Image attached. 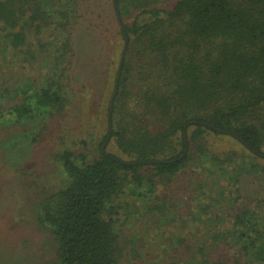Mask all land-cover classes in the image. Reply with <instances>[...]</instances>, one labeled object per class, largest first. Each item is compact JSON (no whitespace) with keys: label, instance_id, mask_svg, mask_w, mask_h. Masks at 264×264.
Wrapping results in <instances>:
<instances>
[{"label":"trees","instance_id":"trees-1","mask_svg":"<svg viewBox=\"0 0 264 264\" xmlns=\"http://www.w3.org/2000/svg\"><path fill=\"white\" fill-rule=\"evenodd\" d=\"M162 1L0 0L1 48L31 60L34 45L43 54L47 45L55 53V69L50 76L47 70L32 92L31 82L13 91L0 87V129L12 121L19 125L45 114L62 115L78 99L70 87V69L80 21L100 31L101 45L111 44L113 34L124 45L121 25L128 38L116 91L118 64L111 71L112 86H102L106 132L98 156L88 160L84 152L62 146L57 160L67 180L37 202L38 222L48 227L56 245L51 264H122L117 216L125 194L145 201L140 211L155 221L151 228L177 227L181 223L174 225L178 220L168 212L173 195L168 198L158 186L176 180L194 157L207 175L233 174L231 184L236 186L243 153L213 155L206 140L210 134L235 139L252 157L249 166L256 167L257 158L264 160V0H174L169 8L160 6ZM46 30L51 41L42 40ZM5 111L13 116L9 121ZM109 125L108 141L113 139L125 159L101 151ZM145 160L163 162L120 163ZM229 195L214 200L216 211L223 212L221 201L228 205L224 209L234 217L236 230L243 227L242 232L219 233L232 254L207 260L202 247L189 244L178 230L164 231L160 249L169 251L164 264H264V220L235 209Z\"/></svg>","mask_w":264,"mask_h":264},{"label":"rangeland","instance_id":"rangeland-1","mask_svg":"<svg viewBox=\"0 0 264 264\" xmlns=\"http://www.w3.org/2000/svg\"><path fill=\"white\" fill-rule=\"evenodd\" d=\"M173 1L163 0L160 6L169 8ZM110 35L107 32L106 36L110 38ZM100 37L99 30L89 29L84 20L80 21L75 32V56L70 69V87L78 99L66 108L64 114H53L51 117L45 114L36 117L35 121L19 125L12 121L1 126L0 260L5 264H51L55 261L54 237L47 226L38 222L36 205L39 198L63 187L67 180L57 160L62 146H69L78 153L84 152L88 160L98 156L100 140L106 132L107 95L103 93L102 86L105 83L112 86L110 75L117 67L121 50L119 36L113 34L111 44L106 46L101 45ZM51 39L49 30H46L42 40ZM46 47L48 52L43 54L36 45L32 46L33 60L20 53L17 56L7 53L0 47V87L6 86L13 91L31 82L29 87L32 92V86L38 85L44 73L49 70L50 76L55 69V53L49 50L50 46ZM12 117L5 111L4 119L9 121ZM32 136L36 139L33 140ZM112 140L108 141L105 150L125 159ZM206 140L213 155L221 156L225 151L243 153L244 168L237 176L236 186L231 184L235 178L233 174L207 175V168L201 167L194 157L193 161L184 165L176 180H171L165 187L158 186L159 192L168 193V198L173 195L168 212L179 221H175L174 225L181 224L170 228L159 224L151 228V223L155 221L149 220L150 215L140 211L145 201L129 194L123 195L117 216V228L124 247L125 260L122 264H164L169 254L167 247L166 250L160 249V244L166 241L161 233L164 231L167 234L178 230L180 237L189 239V244L196 243L202 247L207 260L225 255L230 247L221 242L219 233L244 230L242 226L236 230L238 226L234 217L227 214L230 211L224 209L228 205H224L223 201L220 202L222 207L217 206L223 212L215 210L216 197L230 194L235 209H242L258 220H264V160L257 158V166H249V163H254L252 157L232 137L210 134ZM203 206L209 208L208 213H201ZM157 226L159 229L156 230ZM233 249H237L236 246ZM159 251L166 255L158 256ZM137 256L138 259H134ZM181 264H186V261Z\"/></svg>","mask_w":264,"mask_h":264},{"label":"water","instance_id":"water-1","mask_svg":"<svg viewBox=\"0 0 264 264\" xmlns=\"http://www.w3.org/2000/svg\"><path fill=\"white\" fill-rule=\"evenodd\" d=\"M115 9L117 11V15L119 17V13H118V9L117 7L115 6ZM121 30H122V34H123V39H124V45H122L123 49H122V55L120 57V60H119V63H118V67H117V78L115 80V85H114V90L116 91V88H117V81H118V77H119V74H120V71H121V67H122V64H123V60H124V56H125V53H126V48H127V43H128V38L126 36V32L124 30V27L121 25ZM112 103V99H110V104H109V119H110V113H111V105ZM200 124H203V125H206L208 126L209 128H212L211 125H207V124H204V123H201ZM219 132H221L220 130H218ZM110 132H111V127L109 125V128H108V135H107V138L104 140L102 146H101V151L104 152V148H105V145L109 139V136H110ZM233 136H235L234 134H232ZM235 138H237L240 142H243L242 139L238 138L235 136ZM183 139L185 140V133L183 135ZM247 146V145H246ZM186 152V148L184 149V153ZM184 153L179 156L178 158H176L175 160H178V159H181V157L184 156ZM161 163L163 161H159V160H145V161H138V162H121L120 163H125L126 165H131V164H147V163Z\"/></svg>","mask_w":264,"mask_h":264}]
</instances>
